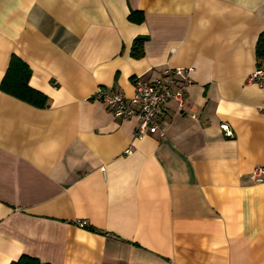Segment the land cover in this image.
Wrapping results in <instances>:
<instances>
[{
  "label": "crops",
  "instance_id": "crops-1",
  "mask_svg": "<svg viewBox=\"0 0 264 264\" xmlns=\"http://www.w3.org/2000/svg\"><path fill=\"white\" fill-rule=\"evenodd\" d=\"M263 31L264 0H0V86L16 55L49 98L0 89V264H264ZM166 66L186 104L137 138L96 95Z\"/></svg>",
  "mask_w": 264,
  "mask_h": 264
},
{
  "label": "built area",
  "instance_id": "built-area-1",
  "mask_svg": "<svg viewBox=\"0 0 264 264\" xmlns=\"http://www.w3.org/2000/svg\"><path fill=\"white\" fill-rule=\"evenodd\" d=\"M192 68L166 66L161 75L154 79H145L142 75L134 78V94L128 98L121 92L99 90L96 98L100 100L113 115L122 121L132 118L138 119L135 136L141 138L148 133H159L165 136L161 127L159 115L166 110L167 104L175 100L183 108L186 104L185 93L191 83L190 72ZM249 81L264 87V66L257 68L250 76ZM226 135L232 136L228 127L222 125ZM130 146L126 153H130ZM251 177L255 182H264V165L256 167ZM79 225L85 227L87 223L80 221Z\"/></svg>",
  "mask_w": 264,
  "mask_h": 264
},
{
  "label": "trees",
  "instance_id": "trees-1",
  "mask_svg": "<svg viewBox=\"0 0 264 264\" xmlns=\"http://www.w3.org/2000/svg\"><path fill=\"white\" fill-rule=\"evenodd\" d=\"M129 19L133 22H142L144 17L140 12H131ZM148 37H137L132 46L131 55L134 58H141L144 56V46ZM256 62L257 68L264 66V31L259 35L256 44ZM32 70L19 57L13 55L10 61L9 68L1 83L0 89L9 93L23 101L33 104L37 107L44 108L48 104L49 98L40 91L33 89L29 85ZM11 264H47L41 262L39 259L23 255L17 261Z\"/></svg>",
  "mask_w": 264,
  "mask_h": 264
}]
</instances>
